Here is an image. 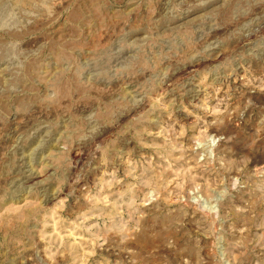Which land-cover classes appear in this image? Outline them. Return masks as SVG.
<instances>
[{"label": "rangeland", "instance_id": "1", "mask_svg": "<svg viewBox=\"0 0 264 264\" xmlns=\"http://www.w3.org/2000/svg\"><path fill=\"white\" fill-rule=\"evenodd\" d=\"M0 264H264V0H0Z\"/></svg>", "mask_w": 264, "mask_h": 264}]
</instances>
